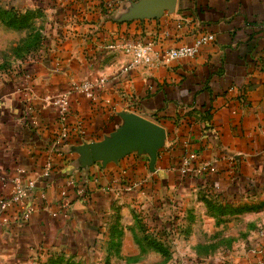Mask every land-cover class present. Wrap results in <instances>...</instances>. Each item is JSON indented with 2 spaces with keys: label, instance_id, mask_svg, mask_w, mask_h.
<instances>
[{
  "label": "crops",
  "instance_id": "crops-1",
  "mask_svg": "<svg viewBox=\"0 0 264 264\" xmlns=\"http://www.w3.org/2000/svg\"><path fill=\"white\" fill-rule=\"evenodd\" d=\"M110 1L58 0L51 9L53 41L41 60L0 85V198L36 183L25 203L35 208L30 219L0 230V259L31 264L37 253L40 260L65 254L94 264L123 237L139 238L140 214L153 230L172 233L180 215H208L203 199L214 197L199 180H185L178 172L186 154L215 162L213 179L231 211L241 201L264 199V0H176L172 12L164 10L171 0H154L149 11H163L159 19L134 16L141 12V0ZM206 34L215 41L196 57L164 61V51L190 46ZM126 41L155 42L152 64L124 73L133 61L123 49ZM102 78L107 83L94 103L73 92L76 83ZM70 91L69 121L81 124L84 135L54 146L60 132L57 114L43 101ZM123 114L164 129L154 169L146 152L105 166L87 153L86 146L103 143L124 125ZM52 148V170L45 176ZM74 178L86 186L89 200L68 189ZM24 209L15 205L9 214L18 218ZM230 209L224 213L237 215L233 223L239 222L241 213ZM252 214L257 219L264 212ZM204 225L201 230L215 227ZM186 228L193 230L191 224ZM247 228L246 240L240 230L230 234L234 248L244 243L240 255L204 258L206 264H262L264 225L254 222ZM189 240L190 247L196 245ZM201 260L184 259L186 264Z\"/></svg>",
  "mask_w": 264,
  "mask_h": 264
},
{
  "label": "rangeland",
  "instance_id": "rangeland-1",
  "mask_svg": "<svg viewBox=\"0 0 264 264\" xmlns=\"http://www.w3.org/2000/svg\"><path fill=\"white\" fill-rule=\"evenodd\" d=\"M42 2L46 3L50 0H0V85L6 83L5 81L17 79L29 65L38 63L49 45L48 41H53L49 32L53 30L54 24H56L55 13L50 8L40 10ZM206 200H208L209 205L206 202L201 205L206 206L210 213L204 216L180 215L181 222L174 233L167 231L168 234H166L164 231L153 230L149 226L151 221L140 214L136 217L138 220L136 223L139 222L142 226L140 233H138L139 238L136 237L131 241L130 238L123 237V239L118 240L114 247L110 248V252L107 250L94 264H186L187 261L185 262L184 259L189 258V256L202 258L203 260L199 263L206 264L204 258L215 261L228 260L230 256L235 258L240 255V251L245 246L242 242L240 246L234 248L230 234L240 230V235H242L243 240H246L249 234L248 231H245L249 230V228L245 229L247 225L254 222L264 225V222L261 221L264 219V214L257 219H253L255 215L252 214L264 212V199L258 202L246 201L244 203L241 201L240 207H253L255 209L241 213L240 223H233V219H236L237 215L218 212L219 208L232 204L223 202L220 197L203 199V201ZM184 219H187L188 223L184 222ZM187 224H191L193 230L186 231L185 226ZM204 224L215 227L211 230L205 228L201 230L205 226ZM220 225H224L225 230H219ZM188 235L189 237L186 239L185 237ZM227 235L230 237H226ZM190 238H192V243H196V245L192 244L190 247ZM204 242L208 244L206 247L202 245ZM152 243L160 244L166 253H160L153 249ZM99 253L97 251V256ZM68 260L83 264L79 258L73 260L71 256L63 257L61 255L47 256L41 260H34L31 264H66ZM0 264L23 263H11L0 259Z\"/></svg>",
  "mask_w": 264,
  "mask_h": 264
},
{
  "label": "built area",
  "instance_id": "built-area-1",
  "mask_svg": "<svg viewBox=\"0 0 264 264\" xmlns=\"http://www.w3.org/2000/svg\"><path fill=\"white\" fill-rule=\"evenodd\" d=\"M215 41V36L213 34H206L204 36L198 37L194 44L190 46H181L178 48H173L164 51V61L171 62L175 60L192 59L196 57L199 49L202 46ZM123 49L125 52L132 56L133 61L126 66L123 71L124 73L129 72L134 68V66L145 65L149 66L152 64L153 57L155 56L156 44L153 41L148 42H135L126 41L123 44ZM107 80L100 79L96 82L85 80L82 83L75 84L72 86L73 92H78L82 94L86 99L91 102H95L98 98L99 90L104 88ZM71 95L72 91L59 93L56 95H51L44 98V105L47 107L54 108L60 124V132L54 140V146L58 143H64V140L68 136V119L71 114ZM26 102H30V98H26ZM38 121V120H37ZM38 123V122H37ZM78 130L80 135H84V129L81 124L78 123ZM54 148V147H53ZM49 152L50 158L44 170V175L48 176L49 172L52 170V155H54V149ZM232 161V160H231ZM183 177H196L203 178L208 175L214 176L218 173V169L215 166V162H198L196 154H186L181 161V166L178 169ZM68 189L74 191L77 190L78 195L82 200H89V192L83 188H78V181L70 179L67 183ZM36 189L35 182H29L24 188H18L13 191V196L11 198H0V230L7 229L12 223H21L23 221H28L30 216L34 213L35 208L32 205L28 206L26 201L29 199L30 194ZM217 192H220V188H216ZM207 195L212 196L208 190H206ZM66 191L64 195L66 196ZM15 205L24 206V213L20 217L14 218L9 214V209ZM16 221V222H15ZM264 264V261L262 262Z\"/></svg>",
  "mask_w": 264,
  "mask_h": 264
},
{
  "label": "water",
  "instance_id": "water-1",
  "mask_svg": "<svg viewBox=\"0 0 264 264\" xmlns=\"http://www.w3.org/2000/svg\"><path fill=\"white\" fill-rule=\"evenodd\" d=\"M176 0H171L164 6V10L173 11ZM154 0H141L138 4L140 13L134 15L139 19H159L163 11H149ZM155 5V4H154ZM161 11V12H160ZM139 16V17H138ZM124 125L111 138L100 144L86 146V151L94 161H101L103 165L118 162L136 152H146L151 157V168L157 161L159 151L163 148L166 135L164 129L142 117L123 114Z\"/></svg>",
  "mask_w": 264,
  "mask_h": 264
},
{
  "label": "trees",
  "instance_id": "trees-1",
  "mask_svg": "<svg viewBox=\"0 0 264 264\" xmlns=\"http://www.w3.org/2000/svg\"><path fill=\"white\" fill-rule=\"evenodd\" d=\"M57 2H58V0H55L54 2H52L51 4H48V3H43L42 2V6H41V8H40V10H43L44 8H46V9H56L57 8ZM70 3L72 2V1H69ZM112 2H113V0H111L110 1V4L112 5ZM41 3V2H40ZM72 4V3H71ZM70 4V5H71ZM109 4V5H110ZM110 5V6H111ZM110 6H108V7H106L107 8V10H109V9H111L112 7H110ZM70 117H69V119H68V124H67V128H68V136H67V139L66 140H64V143H70L71 142V140L72 139H75V138H80V134H79V130H78V123H71L70 121ZM57 123L59 124V120H58V117H57ZM120 127V126H119ZM59 128H60V124H59ZM116 131V129L114 130V132ZM182 161V160H181ZM181 161H180V163H179V168H180V166H181ZM178 168V169H179ZM179 172V171H178ZM179 174H180V172H179ZM181 175V174H180ZM182 176V175H181ZM183 177V176H182ZM213 177L214 176H210V175H208V176H206V177H203V178H196V177H188L187 179H194V180H199L198 181V185H199V187H201V188H204V189H206V190H208V192H210L211 193V195L213 196V197H221V194H219V192H217V190H216V188H219V186H217V183H216V181H214V179H213ZM185 180H186V177H183ZM82 183V181H78V188H83V189H85L86 191H88V189L86 188V186L84 185V184H81ZM81 185V186H80ZM208 205H209V202H206ZM227 209H230V206H227V207H224V208H219L218 209V212H226V210ZM255 208H253V207H245V206H243V207H239V208H236V209H234V211H231L232 209H230V212L231 213H243V212H245V211H253ZM215 212H217V211H215ZM217 212V213H218ZM173 224H175L174 222H171V225H173ZM161 232V231H160ZM164 233H166V234H168V232L165 230L164 231ZM151 246L153 247V249H155L156 251H158V252H160V253H166V250L163 248V247H161V245L160 244H158V243H152L151 244ZM61 256H65V254H61ZM37 260H39L40 259V257H39V253H37ZM62 259V258H61ZM66 264H81V263H74V262H72V261H70V260H68L67 261V263Z\"/></svg>",
  "mask_w": 264,
  "mask_h": 264
}]
</instances>
